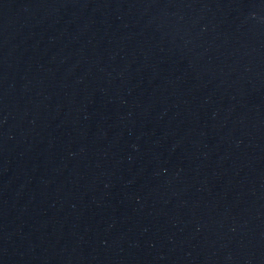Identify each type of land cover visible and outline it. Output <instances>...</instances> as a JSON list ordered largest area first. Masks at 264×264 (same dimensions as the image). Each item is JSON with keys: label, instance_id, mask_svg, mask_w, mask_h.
I'll list each match as a JSON object with an SVG mask.
<instances>
[{"label": "water", "instance_id": "1", "mask_svg": "<svg viewBox=\"0 0 264 264\" xmlns=\"http://www.w3.org/2000/svg\"><path fill=\"white\" fill-rule=\"evenodd\" d=\"M0 264H264V0H0Z\"/></svg>", "mask_w": 264, "mask_h": 264}]
</instances>
